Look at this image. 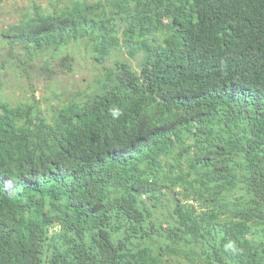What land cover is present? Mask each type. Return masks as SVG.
<instances>
[{"label": "trees", "instance_id": "16d2710c", "mask_svg": "<svg viewBox=\"0 0 264 264\" xmlns=\"http://www.w3.org/2000/svg\"><path fill=\"white\" fill-rule=\"evenodd\" d=\"M33 13L0 27V264H264V0ZM73 50L85 91L3 95L7 67Z\"/></svg>", "mask_w": 264, "mask_h": 264}, {"label": "rangeland", "instance_id": "374dc122", "mask_svg": "<svg viewBox=\"0 0 264 264\" xmlns=\"http://www.w3.org/2000/svg\"><path fill=\"white\" fill-rule=\"evenodd\" d=\"M72 0H0V27L5 30L12 25L20 23L29 13L34 16L35 4L49 7L51 5L60 7ZM95 1V0H87ZM73 71L67 70L58 65L53 66L52 71L43 69V61L40 60L33 69H30L29 77L23 68L16 69L7 67L1 74L3 81V95L17 104L22 100H32L36 97L41 101L42 108L49 110L54 105V98L67 100L70 94H77L87 89L88 83L94 78L98 71L95 65L84 56V50L77 53ZM8 50L0 45V66L3 62L9 61ZM10 62V61H9ZM11 63V62H10ZM49 98L50 100H47Z\"/></svg>", "mask_w": 264, "mask_h": 264}]
</instances>
